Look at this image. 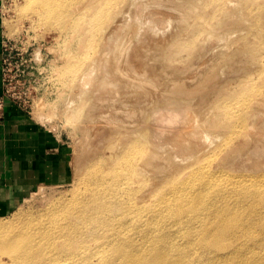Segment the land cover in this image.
<instances>
[{"label":"rangeland","instance_id":"obj_1","mask_svg":"<svg viewBox=\"0 0 264 264\" xmlns=\"http://www.w3.org/2000/svg\"><path fill=\"white\" fill-rule=\"evenodd\" d=\"M22 2L0 0L6 85L62 140L64 176L39 185L0 216V225L22 229L69 205L93 187L88 177L97 169V182L106 184L103 172L116 152L136 142L152 162L135 184L137 206L149 208L152 193L157 203L170 181H189L182 191H191L200 176L192 169L202 167L201 180L222 190L212 196L246 206L227 218L234 226L220 238L240 258L264 262V0H88L98 21L74 36L21 15ZM82 39L91 43V74L67 86L61 72ZM255 184L262 193L242 203V192ZM208 215L198 226L159 219L148 225L181 246V264H217L218 252L198 242L202 232L222 226ZM132 237L142 241L139 233Z\"/></svg>","mask_w":264,"mask_h":264},{"label":"bare ground","instance_id":"obj_2","mask_svg":"<svg viewBox=\"0 0 264 264\" xmlns=\"http://www.w3.org/2000/svg\"><path fill=\"white\" fill-rule=\"evenodd\" d=\"M22 1L19 11L21 15H32L48 29H69L72 36L75 34L73 32L83 34V31L93 29L98 21L88 11V0ZM69 40L66 43L69 44ZM90 44L88 40L82 39L78 55L74 60L70 59L61 72L60 78L67 86L79 77L86 81L87 72L91 74L87 70L93 64L88 52ZM92 69H96V66L90 71ZM80 80L76 83H82ZM86 85L82 87H88ZM79 107L80 104L76 108L77 112ZM116 154L114 166L103 172V176L107 177L106 184L97 182L101 180L97 178V169L88 177V183L92 180L93 187L88 189L87 185L85 194H79L69 205L64 203L52 207L45 218H39L40 221L35 223H26L22 229L8 231L12 224L0 225V264H181L180 256L185 253L181 246L174 244L168 237L162 238L164 231H160V228L153 232L155 229H150L149 222L159 219L172 225L198 226L207 218V213L211 214L208 216L213 221L221 222L222 226L217 233L202 232L201 236L198 235V242L218 252L217 264L264 263L257 259L240 258L241 252L232 250L229 241L220 238L221 233L234 226L227 218L245 213L246 206L231 205L223 197L212 196L213 193L220 195L222 190L216 186L210 188L207 180H201L204 174L200 173L202 167L192 169L194 175L200 176L194 181L191 191H182L189 181L167 182L169 189L156 196L158 202L152 193L150 207L142 209L132 198L139 191L135 189V184L139 183V174L152 170L147 151L139 143L129 142ZM141 158L145 162L139 164ZM260 188L255 184L251 190L243 191L241 202L247 203L260 195L262 192L256 191ZM213 199L219 201L213 203L210 201ZM237 232L234 231L229 237L237 235ZM138 233L142 237L139 243L132 239ZM253 245L256 244L248 243V246ZM189 264H197V261Z\"/></svg>","mask_w":264,"mask_h":264},{"label":"crops","instance_id":"obj_3","mask_svg":"<svg viewBox=\"0 0 264 264\" xmlns=\"http://www.w3.org/2000/svg\"><path fill=\"white\" fill-rule=\"evenodd\" d=\"M5 36L0 25V93ZM62 140L47 131L29 111L7 100L0 121V216L45 183L64 176Z\"/></svg>","mask_w":264,"mask_h":264},{"label":"built area","instance_id":"obj_4","mask_svg":"<svg viewBox=\"0 0 264 264\" xmlns=\"http://www.w3.org/2000/svg\"><path fill=\"white\" fill-rule=\"evenodd\" d=\"M6 42H3V58H2V91L0 93V121L3 117L4 107L7 100H11L26 109L25 103L21 102L14 93H12L6 85Z\"/></svg>","mask_w":264,"mask_h":264}]
</instances>
